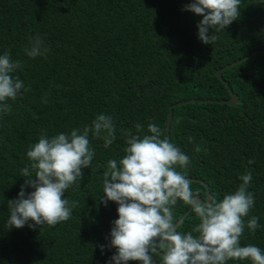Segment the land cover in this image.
Segmentation results:
<instances>
[{
	"label": "trees",
	"instance_id": "1",
	"mask_svg": "<svg viewBox=\"0 0 264 264\" xmlns=\"http://www.w3.org/2000/svg\"><path fill=\"white\" fill-rule=\"evenodd\" d=\"M189 3L0 0V55L10 50L14 60H22L23 70L15 75L30 88L7 101L11 113H0V264H110L118 205L99 201L103 172L109 159L124 156L122 131L143 135L149 123L161 127L163 138L170 134V143L190 157L188 177L206 182L218 200L242 183L239 177L246 170L252 171L249 191L255 204L245 221L257 216L260 227L254 233L245 228L241 246L253 244L264 251V52L224 70L223 78L239 97L236 106L221 102L231 91L216 75L225 65L264 49V0H241L240 18L214 33L212 44L199 39L202 17L184 10ZM37 33L50 51L30 58L24 49ZM189 99L208 101L175 107L167 131L170 106ZM99 114L113 117L116 139L105 148L102 139L90 134L95 150L91 166L65 193L77 202L71 218L55 226L9 229L8 201L17 198L24 183L20 170L31 163L29 146L38 142L42 130L49 137L83 130ZM197 145L203 151L196 152ZM251 159L255 163L249 164ZM192 187L207 197L201 182L192 181ZM189 208L178 202L174 216L179 220ZM196 223L191 211L179 230L190 231Z\"/></svg>",
	"mask_w": 264,
	"mask_h": 264
},
{
	"label": "clouds",
	"instance_id": "2",
	"mask_svg": "<svg viewBox=\"0 0 264 264\" xmlns=\"http://www.w3.org/2000/svg\"><path fill=\"white\" fill-rule=\"evenodd\" d=\"M240 5L241 0H191L184 10L202 17L197 25L198 37L204 44H212L217 39L214 33L224 31L240 18ZM29 42L24 52L30 58L46 57L50 51L39 33L30 36ZM23 66L22 60L12 58L10 50L0 55V113H11L7 101L16 100L22 90L30 91L15 75ZM46 96L44 103L48 102ZM136 129L142 132L140 124ZM90 134L102 139L105 148L112 145L116 139L113 117L99 114L83 130L74 128L52 137L42 130L38 142L27 150L31 163L20 170L25 178L21 190L16 199L8 201L9 229L26 224L32 229L55 226L71 218L77 202H70L65 193L84 179V170L91 166L95 150L90 145ZM122 134L124 156L108 160L99 200L105 206L109 201L118 205L109 245L116 252L110 264H227L245 260L264 264L260 247L241 246L245 228L254 233L260 227L257 216L245 221L255 204L254 193L249 191L251 170L239 177L242 183L225 193L222 200L215 194L202 197L199 189H193L186 171L190 157L163 138L161 127L149 123L146 134ZM188 139L194 141L193 137ZM195 151L203 149L197 145ZM25 188L34 190L26 192ZM178 202L189 206L198 220L190 231L179 230V220L174 216Z\"/></svg>",
	"mask_w": 264,
	"mask_h": 264
},
{
	"label": "water",
	"instance_id": "3",
	"mask_svg": "<svg viewBox=\"0 0 264 264\" xmlns=\"http://www.w3.org/2000/svg\"><path fill=\"white\" fill-rule=\"evenodd\" d=\"M260 51H263V52H264V49H257V50H255V51H253L250 55L245 56V57H243V58L240 59V60H237V61H234V62H232V63H229V64L225 65L224 67H222V68H220V69L217 70L216 75H217L221 80H223V81L226 83V85L229 87L230 91L232 92V95H231V98H230V99H227V100H221V102H223V103H228V104H230V105H237V104H238V96H237L236 94H234V92H233L232 89L230 88L229 84H228V83L226 82V80L223 78V72H224V70H226L227 68H229V67H231V66H234V65H236V64H238V63H240V62H242V61H244V60H246V59H248L251 55L256 54V53H258V52H260ZM195 101H199V102H201V101H208V100H202V99H189V100H185V101H179V102L174 103V104H172V105L170 106V113H169L168 121H167V131H170V128H171V123H172V121H173V112H174V108L177 107V106L184 105V104H186V103H190V102H195ZM168 140H169V142H170V134H169V133H168ZM189 179H190L191 181H198V182H201L203 185L206 186L207 197L211 195V194H210V188H209V185H208L206 182H204L203 180H200V179H195V178H189ZM190 212H191V209L189 208V209L187 210V212L185 213V215H184L181 219H179V225L183 222L184 217L187 216V214L190 213Z\"/></svg>",
	"mask_w": 264,
	"mask_h": 264
},
{
	"label": "bare ground",
	"instance_id": "4",
	"mask_svg": "<svg viewBox=\"0 0 264 264\" xmlns=\"http://www.w3.org/2000/svg\"><path fill=\"white\" fill-rule=\"evenodd\" d=\"M234 94H236V93H234ZM231 95H232V92H231ZM236 95H237V94H236ZM237 96H238V95H237ZM230 98H231V97H230ZM230 98H229V99H230ZM238 103H239V97H238ZM227 104H228V103H227ZM229 105H230V104H229ZM232 106H236V105H232ZM186 212H187V211H186ZM186 212H185V213H186ZM185 213H184V215H185ZM188 214H189V213H188ZM188 214H187V216H188ZM184 215H183V216H184ZM183 216H182V217H183ZM187 216L184 217V220H185V218H186ZM182 217H181V218H182ZM181 218H180V219H181ZM184 220H183V222H184ZM183 222H182V223H183ZM182 223H181V224H182ZM181 224H180V225H181Z\"/></svg>",
	"mask_w": 264,
	"mask_h": 264
}]
</instances>
